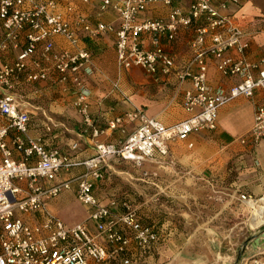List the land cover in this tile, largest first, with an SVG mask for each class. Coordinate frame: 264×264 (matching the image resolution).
<instances>
[{
  "label": "crops",
  "instance_id": "1",
  "mask_svg": "<svg viewBox=\"0 0 264 264\" xmlns=\"http://www.w3.org/2000/svg\"><path fill=\"white\" fill-rule=\"evenodd\" d=\"M191 2L173 0V7L186 13ZM222 2L211 0V5L251 33L243 56L257 64L253 70L256 76L259 69H264V0H239L237 4L227 1L225 6ZM73 3L90 23L118 24L117 13L111 6L100 11L97 2ZM170 10L171 6L151 2L136 14L135 20H167ZM201 22L179 26L172 39L166 33L159 35L160 47L173 59L168 74L162 71L161 62L155 73L137 65L118 69L114 31L97 38L78 31L80 45L91 53L92 73L81 79L90 93L87 102L94 125L106 128L114 117L137 109L164 125L187 118L190 114L183 106V94L192 89V82L189 76L178 75L184 70L197 71L198 53L206 65L207 84L213 90L228 89L238 83V75L222 76L217 71V59L209 51L210 33L204 35L199 49L191 47ZM151 40L148 32H141L137 38L139 46L145 49L154 48ZM54 41L56 47L66 45L61 37L55 36ZM224 54L240 57L233 47ZM14 56L15 52H10L4 60L12 61ZM116 79L118 87L114 88L112 83ZM14 92L29 111L28 136L41 137L45 149H58L73 160L94 154V140L89 132H84L82 117L73 106L76 93L72 78L58 84L54 76L27 81L22 74L15 80ZM257 105H264V89H255L252 97H237L221 106L214 129L193 131L184 140H169L165 157L156 153L140 165L115 157L105 164L103 177L94 183L97 199L108 205L114 216L124 211L123 202L130 203L143 225L161 233L152 254L133 264H247L255 256L264 261V229H256L263 222L254 226L253 209L239 199L240 193L264 199V138L257 147L247 137L244 142L239 139L251 128ZM0 123H5L1 117ZM137 124L138 121L123 119L116 128L101 133L98 141L119 143ZM12 134L10 129L8 145L12 157L19 159L20 153L9 142ZM74 143L76 149H72ZM83 172L84 166L74 165L61 177L75 179ZM14 183L26 186L25 179ZM40 183L47 184L43 180ZM76 186L73 180L71 188L50 199L46 209L66 225L84 224L94 233L96 225L89 218L90 207L77 200ZM15 215L29 225H39L46 217L42 209L27 212L23 219L20 211L15 210ZM99 240L108 246L106 239ZM133 248L134 242L128 249ZM125 257L127 251L119 255V261L110 259L102 264H123Z\"/></svg>",
  "mask_w": 264,
  "mask_h": 264
},
{
  "label": "built area",
  "instance_id": "2",
  "mask_svg": "<svg viewBox=\"0 0 264 264\" xmlns=\"http://www.w3.org/2000/svg\"><path fill=\"white\" fill-rule=\"evenodd\" d=\"M81 4L98 3V10L111 6L117 13L118 24L97 21L90 23L87 16L78 10L73 0H0V264H102L120 253L128 251L134 242L141 254L153 250L161 239V233L149 225H143L136 209L123 202L124 211L112 215L110 207L102 204L94 194V183L103 177L105 164L119 157L140 165L156 153L168 154L169 140H184L193 132L214 129L219 109L237 97H252L255 89H264V69L256 76L253 70L257 64L247 60L244 49L251 33L236 24L229 15L220 14L211 5V0H192L186 13L173 7V0H77ZM237 4L239 0H224ZM151 2L171 6L167 20L147 18L135 20L136 14ZM202 22L196 27L197 34L191 43L199 49L204 35L210 33V53L216 57V68L222 76L238 75L240 81L228 89L213 90L207 84L206 65L201 54H197L198 69L187 70L178 76H189L192 89L183 94V106L190 114L187 118L170 125L147 116L142 110L128 111L124 116L111 119L106 128L94 125L88 108L89 90L82 76L92 73L91 53L80 45L77 32L86 37L97 38L108 31H114L116 65L118 69L137 65L155 73L161 62L162 71L168 74L173 59L159 45L158 37L166 33L172 39L179 26ZM141 32L152 36V49L139 46L137 38ZM61 37L66 45L56 47L54 37ZM235 48L240 57L224 54L228 48ZM15 52L12 61L4 56ZM25 74L27 81L47 79L54 76L56 83L65 84L72 78L76 98L73 106L81 117L84 132L94 140V154L83 160H73L58 149L47 150L41 144V137H30L27 133L29 111L23 107L14 92L15 80ZM118 87V79L112 83ZM123 119L138 121V124L121 142L98 141L105 130L116 128ZM13 130L10 144L20 153L19 159L12 157L7 135ZM250 140L257 147L264 138V105L254 109L253 124L246 135L239 139ZM77 144L72 145L76 149ZM74 165L84 166V172L75 179L62 178V172ZM26 180L24 188L14 180ZM46 182V185L40 183ZM77 182L75 195L78 201L90 207L89 218L96 231L90 232L84 224L66 225L46 209L48 201ZM239 199L256 211L257 204H263L262 197L245 193ZM114 204V201L111 202ZM42 209L46 217L39 225H29L15 215V210L30 212ZM120 227V228H117ZM107 240L108 246L99 240ZM125 257L123 264H133ZM247 264H264L259 257H251Z\"/></svg>",
  "mask_w": 264,
  "mask_h": 264
},
{
  "label": "trees",
  "instance_id": "3",
  "mask_svg": "<svg viewBox=\"0 0 264 264\" xmlns=\"http://www.w3.org/2000/svg\"><path fill=\"white\" fill-rule=\"evenodd\" d=\"M131 251H133L132 253H131ZM152 250H149L147 253H144V254H141V252H140V250H139V248L136 246V244L134 243V248L131 250H129V251H127V254H128V257H130V258H132V259H134V260H137V261H139V262H141V261H143L147 256H149V255H151L152 254ZM125 253V252H124ZM124 253H120L119 255H121V254H124ZM133 253H134V255H133ZM119 255H117L115 258H112L111 260H117V261H119L118 259H119Z\"/></svg>",
  "mask_w": 264,
  "mask_h": 264
},
{
  "label": "bare ground",
  "instance_id": "4",
  "mask_svg": "<svg viewBox=\"0 0 264 264\" xmlns=\"http://www.w3.org/2000/svg\"><path fill=\"white\" fill-rule=\"evenodd\" d=\"M264 201V199H263ZM252 224L254 226H257L259 224H261L262 222H264V203L261 204L260 202L257 204V208L256 211L253 214L252 217Z\"/></svg>",
  "mask_w": 264,
  "mask_h": 264
},
{
  "label": "rangeland",
  "instance_id": "5",
  "mask_svg": "<svg viewBox=\"0 0 264 264\" xmlns=\"http://www.w3.org/2000/svg\"><path fill=\"white\" fill-rule=\"evenodd\" d=\"M263 202H264V201H263ZM251 210H252V209H251ZM254 212H255V211L252 210V213H253V214H254ZM25 214H27V213H26V212H21V211H20V217H21L22 219L24 218V217H22V216H24ZM256 229H258L259 231L262 230V229H264V222H263V225H260V226H259L258 228H256Z\"/></svg>",
  "mask_w": 264,
  "mask_h": 264
},
{
  "label": "water",
  "instance_id": "6",
  "mask_svg": "<svg viewBox=\"0 0 264 264\" xmlns=\"http://www.w3.org/2000/svg\"><path fill=\"white\" fill-rule=\"evenodd\" d=\"M263 236H264V233H263Z\"/></svg>",
  "mask_w": 264,
  "mask_h": 264
}]
</instances>
